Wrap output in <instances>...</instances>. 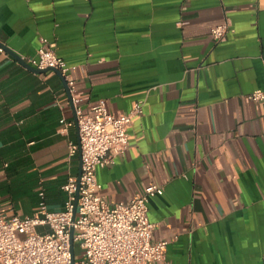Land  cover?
<instances>
[{
	"label": "crops",
	"instance_id": "0c3cea01",
	"mask_svg": "<svg viewBox=\"0 0 264 264\" xmlns=\"http://www.w3.org/2000/svg\"><path fill=\"white\" fill-rule=\"evenodd\" d=\"M43 40L70 67L83 112L143 102L124 156L96 176L110 204L162 188L148 217L152 240L168 244L148 264H264V100L246 98L264 91V0H0L1 45L32 57ZM2 50L0 215H35L40 189L62 211L81 169L70 94L54 71ZM61 119L74 124L62 132Z\"/></svg>",
	"mask_w": 264,
	"mask_h": 264
},
{
	"label": "built area",
	"instance_id": "2783aa9c",
	"mask_svg": "<svg viewBox=\"0 0 264 264\" xmlns=\"http://www.w3.org/2000/svg\"><path fill=\"white\" fill-rule=\"evenodd\" d=\"M228 32L225 24L211 29L214 40ZM0 51H3L0 48ZM20 60L39 70L55 69L63 77L75 108L78 129L77 144H69L70 155L80 151V176L70 178L63 186L67 200L62 211H50L43 189L31 217L0 215V264H72L70 229L74 230L75 264H148L163 261L168 242L153 241L157 224L149 220L148 202L162 188L151 184L128 202L110 204L102 194L97 170L123 157L129 146L128 127L132 118L143 113V102L137 101L128 113L111 114L104 100L83 112L77 107L75 81L66 61L49 47L45 40L32 57ZM263 101L264 91L246 96ZM61 131L74 122L61 119ZM46 226L49 232L37 228Z\"/></svg>",
	"mask_w": 264,
	"mask_h": 264
},
{
	"label": "water",
	"instance_id": "95a60500",
	"mask_svg": "<svg viewBox=\"0 0 264 264\" xmlns=\"http://www.w3.org/2000/svg\"><path fill=\"white\" fill-rule=\"evenodd\" d=\"M0 47L3 48L5 51H7L8 53H10L17 61H19V63L26 67L27 69L31 70V71H34V72H37V73H44V72H47V71H54L55 73H57V75H59L61 77V79H63V77L61 76L60 72L55 70V69H45V70H39V69H36V68H33L31 66H29L27 63H25L24 61L20 60V57L18 55H16L15 53H13L12 51H10L9 49H7L6 47H4L3 45H1L0 43ZM63 83H64V86L66 88V83L63 79ZM67 89V88H66ZM68 91V90H67ZM80 176V172H79V175ZM73 233H74V230L71 228L70 229V234H71V240H70V253H71V258H72V264H75L74 262V244H73Z\"/></svg>",
	"mask_w": 264,
	"mask_h": 264
}]
</instances>
